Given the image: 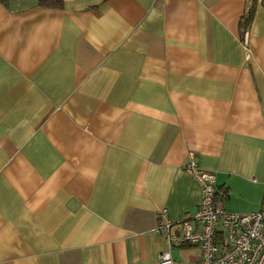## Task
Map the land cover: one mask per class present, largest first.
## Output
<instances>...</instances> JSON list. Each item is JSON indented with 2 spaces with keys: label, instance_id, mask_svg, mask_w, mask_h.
I'll list each match as a JSON object with an SVG mask.
<instances>
[{
  "label": "crops",
  "instance_id": "crops-1",
  "mask_svg": "<svg viewBox=\"0 0 264 264\" xmlns=\"http://www.w3.org/2000/svg\"><path fill=\"white\" fill-rule=\"evenodd\" d=\"M189 159L264 204V0H0V264H195Z\"/></svg>",
  "mask_w": 264,
  "mask_h": 264
},
{
  "label": "built area",
  "instance_id": "built-area-1",
  "mask_svg": "<svg viewBox=\"0 0 264 264\" xmlns=\"http://www.w3.org/2000/svg\"><path fill=\"white\" fill-rule=\"evenodd\" d=\"M184 167L199 186L200 202L179 222L168 218L166 208L160 209L155 231L169 247H197L195 264H264V204L247 213L226 210L215 201L213 172L198 168L192 159ZM154 264H173L170 249L160 252Z\"/></svg>",
  "mask_w": 264,
  "mask_h": 264
},
{
  "label": "trees",
  "instance_id": "trees-1",
  "mask_svg": "<svg viewBox=\"0 0 264 264\" xmlns=\"http://www.w3.org/2000/svg\"><path fill=\"white\" fill-rule=\"evenodd\" d=\"M52 4H57L58 2H50ZM252 15H253V8H248L247 11L245 12V14L243 15V17L241 18L240 20V28L241 30H245L246 28H248L249 24H250V21H251V18H252ZM221 192V195L222 196H226V191L224 189L220 190ZM218 192H216L215 195H217ZM215 201H216V197H215Z\"/></svg>",
  "mask_w": 264,
  "mask_h": 264
}]
</instances>
